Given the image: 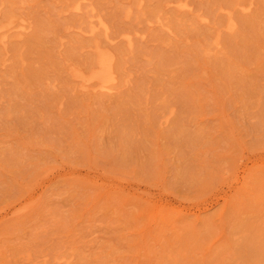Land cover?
Here are the masks:
<instances>
[{
  "label": "rangeland",
  "instance_id": "374dc122",
  "mask_svg": "<svg viewBox=\"0 0 264 264\" xmlns=\"http://www.w3.org/2000/svg\"><path fill=\"white\" fill-rule=\"evenodd\" d=\"M0 264H264V0H0Z\"/></svg>",
  "mask_w": 264,
  "mask_h": 264
},
{
  "label": "bare ground",
  "instance_id": "6f19581e",
  "mask_svg": "<svg viewBox=\"0 0 264 264\" xmlns=\"http://www.w3.org/2000/svg\"><path fill=\"white\" fill-rule=\"evenodd\" d=\"M1 29H2V27H1ZM99 55H100V57H98L99 58V65H97L98 67H96L95 69H93L94 68L93 67L92 68L93 70L91 71V73L88 76L85 75V78L87 76V80H90L89 82H91L90 84L94 85V83L91 80H93L94 82H97V84L99 83V86L96 84H95V86H98L99 88L104 89L106 91V89H108V88L110 89V84H111L112 80L115 79L113 76L114 74H112V60H111L110 56L107 54V52L106 53L103 52L102 54H99ZM84 81H86V80H84ZM89 82L87 81V84H89ZM82 83H83V81H82ZM87 84H85V85H87ZM112 84H114V82H112ZM112 89H113V87H112Z\"/></svg>",
  "mask_w": 264,
  "mask_h": 264
}]
</instances>
